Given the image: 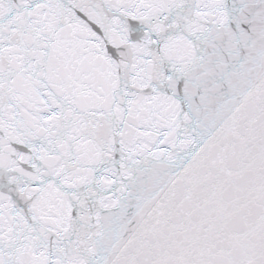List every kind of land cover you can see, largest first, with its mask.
Masks as SVG:
<instances>
[{"label":"snow or ice","instance_id":"1","mask_svg":"<svg viewBox=\"0 0 264 264\" xmlns=\"http://www.w3.org/2000/svg\"><path fill=\"white\" fill-rule=\"evenodd\" d=\"M0 264H264V0H0Z\"/></svg>","mask_w":264,"mask_h":264}]
</instances>
